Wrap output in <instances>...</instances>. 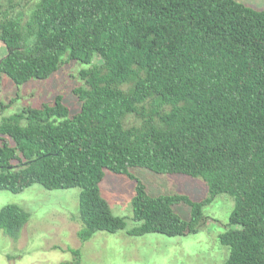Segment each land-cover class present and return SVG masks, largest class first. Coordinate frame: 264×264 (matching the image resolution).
<instances>
[{"label": "trees", "instance_id": "trees-1", "mask_svg": "<svg viewBox=\"0 0 264 264\" xmlns=\"http://www.w3.org/2000/svg\"><path fill=\"white\" fill-rule=\"evenodd\" d=\"M12 9L0 7V77L46 80L66 54L92 67L79 74L73 117L57 96L0 126V191L78 189L82 243L126 226L100 194L104 170L135 180L130 237L196 235L203 209L224 194L233 209L218 235L223 264H264V10L236 0H41L15 19ZM133 168L201 178L208 197L151 196ZM28 219L3 206L0 231L16 241Z\"/></svg>", "mask_w": 264, "mask_h": 264}, {"label": "rangeland", "instance_id": "rangeland-1", "mask_svg": "<svg viewBox=\"0 0 264 264\" xmlns=\"http://www.w3.org/2000/svg\"><path fill=\"white\" fill-rule=\"evenodd\" d=\"M40 1L0 0V7L5 10L13 5L11 17L24 18V13L28 15ZM236 1L255 10H264V0ZM2 55L0 49V57ZM67 55L62 57L59 69L46 80L31 79L15 85L7 76L1 75L0 126L27 108L52 103L57 96L63 98L69 109L68 118L79 112L81 104L73 90L84 87L79 74L92 65L67 61ZM131 124H134L133 118L126 122V125ZM25 125V121L20 122V126ZM130 172L146 186L151 196L187 195L194 201L208 197L201 178L156 174L143 168H133ZM99 188L112 214L124 219L126 226L114 234L97 232L83 243L77 237L82 226L78 189L47 191L40 185H32L20 194L0 191V209L17 205L29 214L18 240L14 241L0 231V264H75L72 251L79 252L77 264H223L226 260L228 251L219 244L218 235L227 229L233 209V200L229 196L218 195L203 209L207 223L196 235L130 237L127 231L139 225L132 220L135 180L104 170ZM174 211L188 220L189 208L176 206Z\"/></svg>", "mask_w": 264, "mask_h": 264}]
</instances>
